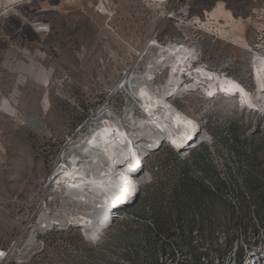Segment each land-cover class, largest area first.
Listing matches in <instances>:
<instances>
[{"label":"rangeland","instance_id":"374dc122","mask_svg":"<svg viewBox=\"0 0 264 264\" xmlns=\"http://www.w3.org/2000/svg\"><path fill=\"white\" fill-rule=\"evenodd\" d=\"M100 4L0 0V246L17 242L16 256L5 264H167L155 231L160 222L163 235L178 239L184 231L186 240L210 223L222 226L208 256L230 252L239 228H264V116L223 95L190 92L188 84L171 102L211 139L189 154L167 142L149 152V175L137 184L139 200L146 201L145 213L142 204L138 210L142 218L124 206L98 240L79 226L55 225L28 241L43 211L54 215L65 203L75 205L76 216L84 210L54 175L92 124H104L100 110H113L127 128L129 107L144 116L120 85L129 66L146 72L149 42L195 48L194 68L227 71L254 91L249 47L264 26V0H106L103 12ZM37 22L50 24V32L39 33ZM171 69L149 72L151 80L166 84ZM248 176L261 184L257 193L247 190ZM219 232L227 235L226 248L217 243Z\"/></svg>","mask_w":264,"mask_h":264},{"label":"bare ground","instance_id":"6f19581e","mask_svg":"<svg viewBox=\"0 0 264 264\" xmlns=\"http://www.w3.org/2000/svg\"><path fill=\"white\" fill-rule=\"evenodd\" d=\"M105 1L101 0L102 12L105 11ZM147 47L144 49L148 54L146 72H135L134 67L129 66L120 85L122 91L140 102L144 116L137 115L134 108L129 107L124 116L129 122L127 128L113 110H100L101 118L106 117L104 124H92V133L81 136L72 145L67 166L54 175L59 189L78 206H84V210L77 217L73 214L75 205L70 207L65 203L54 215L43 211L30 232L29 242H34L45 227L71 223L98 240L100 233L115 223L118 211L124 206L129 207L138 198V179L149 175L144 159L150 151L167 142L177 151L189 154L192 148L208 140L202 126L171 102L180 94L184 84H188L190 92L200 90L209 97L224 95L264 113V97L260 95L264 91V63L256 72L258 96L239 82L213 71L206 66L208 64L194 68L193 62L198 55L195 48L176 42L161 46L156 41L149 42ZM167 67L172 68L169 81L154 84L149 72ZM191 76L194 80L190 83L186 78ZM3 105L8 107L10 103L3 100Z\"/></svg>","mask_w":264,"mask_h":264},{"label":"built area","instance_id":"2783aa9c","mask_svg":"<svg viewBox=\"0 0 264 264\" xmlns=\"http://www.w3.org/2000/svg\"><path fill=\"white\" fill-rule=\"evenodd\" d=\"M35 29L39 33H48L50 32V24L46 22H37L33 24ZM250 51V67L252 74L254 75V91H250L253 95L259 96V84L257 79V67H261V63H264V26L258 29L254 34V42L252 46L249 47ZM232 64L233 62L230 61ZM209 66V65H206ZM210 68V67H209ZM213 71L220 73L222 76H226L230 79L239 82L233 76L228 75L227 71L215 70ZM240 83V82H239ZM241 84V83H240ZM244 86V85H243ZM261 98L264 97V91L260 93ZM224 96V95H223ZM226 97V96H225ZM216 98V97H210ZM227 99H231L226 97ZM241 105V103H239ZM245 107V106H244ZM248 108V107H246ZM259 111V110H255ZM260 113H264L259 111ZM38 221V220H36ZM74 223H71L67 226H73ZM53 227H45L44 229H52ZM43 229V230H44ZM27 235V234H26ZM236 241L230 252H227L226 249L222 250V255L219 256V253L213 254V258L209 256H203L200 260V264H264V228L258 227L254 230L246 231L243 228H239L236 232ZM219 241V243H218ZM197 242V240H195ZM16 241H13L9 246H0V264H5L16 256ZM217 243L223 245L224 248L227 247V235L225 232H219ZM210 245H207L202 249L203 252L208 253ZM162 257L166 259L167 264H191L184 262V254L182 250H179L176 247L173 249L162 252Z\"/></svg>","mask_w":264,"mask_h":264},{"label":"trees","instance_id":"16d2710c","mask_svg":"<svg viewBox=\"0 0 264 264\" xmlns=\"http://www.w3.org/2000/svg\"><path fill=\"white\" fill-rule=\"evenodd\" d=\"M235 134V133H234ZM236 135V134H235ZM186 173V172H185ZM187 173L185 174V178L190 179L191 177H187ZM192 183L198 184V182L196 180L191 179ZM246 184V188L247 190L251 193H257L259 191V189L261 188V184L258 183L257 179H254L253 177H246L245 178V182ZM207 191L210 192L212 195L215 194L214 191H212L210 188H207ZM140 196V194H139ZM262 199L264 200V196L261 195ZM257 200V196L255 197ZM144 205V213H145V209H146V201L144 200V202L142 203L141 200H138L137 203L131 208V212L132 214H135L136 219H138L141 214L138 212L140 205ZM145 217V215L143 216ZM161 216H157L156 218L159 219L160 222V218ZM142 218V216L140 217ZM155 218V219H156ZM156 219V220H158ZM210 222H212V218L209 219ZM212 223H210L209 225H207L206 227H201L199 229L196 230L197 234L191 235L189 233V240H186L184 237V231L179 233V238L177 239H172L169 236H165L163 235L164 232L166 231L165 228L163 227V222L158 223V225L156 226V236H161L160 237V242H161V251H167L173 249V247L178 248L179 250H182V253L184 254V262L186 263H191L194 264L196 262H198V260H201V258L203 256H208L210 253H206L203 252L202 254H200L198 247L201 249L202 247H205L206 245H210V242L213 241L215 234L218 232L219 229H221L219 226L217 227L214 224V227L211 229ZM112 227V226H111ZM182 226H180L179 230L181 231ZM195 238V240H197V242H192L191 238ZM194 243V244H193Z\"/></svg>","mask_w":264,"mask_h":264},{"label":"water","instance_id":"95a60500","mask_svg":"<svg viewBox=\"0 0 264 264\" xmlns=\"http://www.w3.org/2000/svg\"><path fill=\"white\" fill-rule=\"evenodd\" d=\"M208 139H211V136H210V135H208ZM176 151H177V150H176ZM139 197H140V196H138V198H136L135 201H134L132 204L129 205V207L134 206V205L137 203V201L139 200ZM113 220H114V218L112 219V222H113ZM110 225H111V224H110Z\"/></svg>","mask_w":264,"mask_h":264},{"label":"snow or ice","instance_id":"6c2138e0","mask_svg":"<svg viewBox=\"0 0 264 264\" xmlns=\"http://www.w3.org/2000/svg\"><path fill=\"white\" fill-rule=\"evenodd\" d=\"M129 195H131V193H129ZM117 202H119V201H117Z\"/></svg>","mask_w":264,"mask_h":264}]
</instances>
